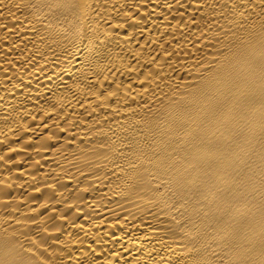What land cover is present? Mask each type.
Returning <instances> with one entry per match:
<instances>
[{
  "label": "bare ground",
  "instance_id": "obj_1",
  "mask_svg": "<svg viewBox=\"0 0 264 264\" xmlns=\"http://www.w3.org/2000/svg\"><path fill=\"white\" fill-rule=\"evenodd\" d=\"M0 264H264V0H0Z\"/></svg>",
  "mask_w": 264,
  "mask_h": 264
}]
</instances>
